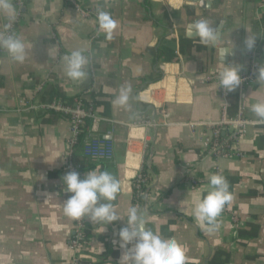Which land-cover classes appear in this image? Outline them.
Listing matches in <instances>:
<instances>
[{"label": "crops", "instance_id": "crops-1", "mask_svg": "<svg viewBox=\"0 0 264 264\" xmlns=\"http://www.w3.org/2000/svg\"><path fill=\"white\" fill-rule=\"evenodd\" d=\"M72 1L93 14L81 16L71 0H9L16 11L12 35L24 43L25 59L0 57V264H73V219L62 206L68 123L40 108L56 99L93 107L96 133L80 135L76 156L91 167L85 174L108 171L121 184L111 202L120 220L105 226L85 217L82 264H119L114 241L136 201L132 185L143 166L149 182L138 214L147 229L184 247L185 264H264V118L251 110L264 102L259 0H205L203 7L184 0ZM99 11L118 22L111 39L97 31ZM200 19L216 28L223 23L215 47L187 35V25ZM8 20L0 10V29ZM249 34L257 38L261 71L241 91L227 92L226 116L241 109L250 125L240 156L215 159L202 144L208 131L189 124L221 118L223 100L207 78L223 70L222 48L231 49L224 64L247 71ZM76 50L89 60L85 81L65 74L63 57ZM122 87L131 88L126 105L116 102ZM93 134L112 140V160L88 158ZM217 173L232 200L209 230L192 213Z\"/></svg>", "mask_w": 264, "mask_h": 264}, {"label": "clouds", "instance_id": "clouds-1", "mask_svg": "<svg viewBox=\"0 0 264 264\" xmlns=\"http://www.w3.org/2000/svg\"><path fill=\"white\" fill-rule=\"evenodd\" d=\"M0 10L4 11L10 20H14L16 11L9 0H0ZM98 30L111 39L118 22L110 13L99 11L97 14ZM10 27V25H9ZM187 35L196 37L204 45L215 47L219 40V29L211 26L207 20L200 19L187 25ZM256 37L248 35L245 46L251 50L256 42ZM0 48L7 51L13 61L22 63L25 59V45L14 35L0 34ZM231 53V49H220V61ZM66 76L73 81H85L87 78L86 66L88 57L82 51H72L63 57ZM219 73L220 89L225 92L234 91L241 84V66L224 64ZM261 70L258 69V72ZM131 88L122 87L116 102L126 105L129 101ZM256 116L264 118V102L251 106ZM62 185L68 198L62 203L64 214L74 220L88 217L91 222L103 223L105 226L112 224L120 218L115 213L111 203L117 197L121 184L108 171L93 170L81 177L76 171H70L62 177ZM232 200L227 179L222 174H211L207 194L198 200L193 208V216L197 222L213 229L217 217L220 216L224 206ZM105 230V228H104ZM121 249L119 264H185L184 247L175 238L164 239L145 227V223L135 206L130 207L127 222L117 233Z\"/></svg>", "mask_w": 264, "mask_h": 264}, {"label": "built area", "instance_id": "built-area-1", "mask_svg": "<svg viewBox=\"0 0 264 264\" xmlns=\"http://www.w3.org/2000/svg\"><path fill=\"white\" fill-rule=\"evenodd\" d=\"M71 2L73 3L72 0ZM259 4L261 8H264V0H259ZM73 5L75 4L73 3ZM75 8L76 12L83 17L89 16L90 13L93 14L91 11H82L76 5ZM14 21L15 19L8 20L2 29H0V34H3L4 36L12 35V24ZM97 31H99L98 24ZM6 53V50L0 48V57ZM247 60V71L244 73H239L242 82L236 89L240 91L245 84L251 83L255 80L257 74L259 73L258 69H260L257 62V51L255 48L247 51ZM219 73L220 72H216L207 79L208 81L214 82L218 86L220 97L223 100L221 105V118L216 121L207 120L199 123L189 124L192 129L196 127H202L204 130L208 131L207 134H204L202 144L207 154L215 159L226 158L232 155L240 156L238 144L245 135L247 127L250 125V122L242 116L241 109L234 118H228L226 116L227 92H225L223 89H220L221 85ZM40 108L48 112L52 111L59 113L66 119L68 123L67 130L69 136L66 141L63 172L65 175L70 171H76L81 174V177H83V175H86L83 171L84 162L76 156L75 149L82 133H96V125L99 123L100 118H98V116L94 113L93 107L91 105H87L81 101V99H76L72 103H67L66 101L64 102L62 100L56 99L42 105ZM145 125L150 126L149 123H145ZM113 153L114 149L111 139L99 137L94 134L91 135L87 147V156L89 159L110 161L113 158ZM136 180L144 183V181L140 178V175L137 176ZM141 195L144 197L147 196L145 192ZM133 206H135L137 210L140 209V205L137 200L134 202L132 207ZM144 208L146 209V206ZM85 229V217L78 220L73 219L72 237L68 244V247L74 256L72 261L73 264H82V254L88 249V239L85 234Z\"/></svg>", "mask_w": 264, "mask_h": 264}, {"label": "trees", "instance_id": "trees-1", "mask_svg": "<svg viewBox=\"0 0 264 264\" xmlns=\"http://www.w3.org/2000/svg\"><path fill=\"white\" fill-rule=\"evenodd\" d=\"M49 113L53 116L52 117L53 119H57L59 116H61V114L56 113V112L49 111ZM90 168L91 167H89V166L87 167L84 165L83 171L86 172ZM148 174H149V171L147 170V167L143 166L139 175H140V178L144 181V183H141L140 181L135 180L133 182V185H132L134 200H137L139 202L145 201L146 197L142 196L141 194L144 192L146 193L148 191V190H146L147 189V183L149 182V179H148L149 175ZM85 234L87 236V230L86 229H85Z\"/></svg>", "mask_w": 264, "mask_h": 264}, {"label": "water", "instance_id": "water-1", "mask_svg": "<svg viewBox=\"0 0 264 264\" xmlns=\"http://www.w3.org/2000/svg\"><path fill=\"white\" fill-rule=\"evenodd\" d=\"M184 1H193V2H198V5L200 6V7H203V6H205V0H184ZM222 27H223V23L221 22V23H219L218 24V26H217V28L219 29V39H220V35H221V30H222ZM216 45V44H215ZM218 52H219V56H220V49H218ZM230 55H231V53H230ZM229 56L227 55L225 58H224V60L223 61H221V62H226V60H227V58H228Z\"/></svg>", "mask_w": 264, "mask_h": 264}]
</instances>
